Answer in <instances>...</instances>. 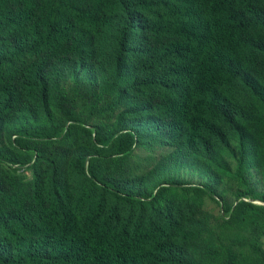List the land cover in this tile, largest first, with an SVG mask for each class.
<instances>
[{
	"label": "trees",
	"instance_id": "obj_1",
	"mask_svg": "<svg viewBox=\"0 0 264 264\" xmlns=\"http://www.w3.org/2000/svg\"><path fill=\"white\" fill-rule=\"evenodd\" d=\"M0 264H264V0H0Z\"/></svg>",
	"mask_w": 264,
	"mask_h": 264
},
{
	"label": "clouds",
	"instance_id": "obj_2",
	"mask_svg": "<svg viewBox=\"0 0 264 264\" xmlns=\"http://www.w3.org/2000/svg\"><path fill=\"white\" fill-rule=\"evenodd\" d=\"M170 101V100H169ZM172 102V101H171ZM173 103V102H172ZM170 109L172 111H165L164 113L167 115L169 119H171L178 127L181 129V133H183V129L185 126H190V118L187 116L189 114L188 109L182 105V107L179 104L176 105H169ZM156 150L161 153V147L156 144L155 145ZM186 171V172H184ZM197 175L199 178H196ZM207 175V171L202 172L200 167L188 164L180 173L179 177L182 178L185 177L186 180H192V181H199L198 183H205V176ZM163 185H159V187H162Z\"/></svg>",
	"mask_w": 264,
	"mask_h": 264
},
{
	"label": "rangeland",
	"instance_id": "obj_3",
	"mask_svg": "<svg viewBox=\"0 0 264 264\" xmlns=\"http://www.w3.org/2000/svg\"><path fill=\"white\" fill-rule=\"evenodd\" d=\"M242 156V155H241ZM242 157H244V156H242ZM234 163H230V166H232ZM216 167H213V168H211V169H209V170H207L209 173H211L212 172V174L214 175V173L216 172ZM184 172H186V171H184ZM196 178H199V176L197 175V177ZM208 178V174L205 176V179H207ZM199 181H195L194 183H198ZM211 184H212V186H213V184H214V180H211ZM215 189H217L216 187H214ZM218 190H219V192H222V193H224L225 194V199L226 200H229L230 202L232 201V200H230L231 199V197H232V195L230 194V193H228V191L227 192H225V190H224V188L219 184L218 185ZM207 203L209 204V206H212V204L209 202V197H207ZM217 208V207H216ZM219 211H215V213L216 214H218V212H220V209L219 208H217ZM214 212V211H213Z\"/></svg>",
	"mask_w": 264,
	"mask_h": 264
}]
</instances>
